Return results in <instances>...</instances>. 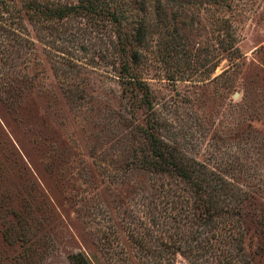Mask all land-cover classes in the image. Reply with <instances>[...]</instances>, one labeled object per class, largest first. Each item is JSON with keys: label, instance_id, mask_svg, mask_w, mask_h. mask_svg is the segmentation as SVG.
Masks as SVG:
<instances>
[{"label": "rangeland", "instance_id": "obj_1", "mask_svg": "<svg viewBox=\"0 0 264 264\" xmlns=\"http://www.w3.org/2000/svg\"><path fill=\"white\" fill-rule=\"evenodd\" d=\"M30 1L0 0V264H146V213H175L190 184L143 164V128L222 177L234 263L264 264V0H132L155 26L137 67L151 111L92 53L37 37ZM231 29L240 54L224 48ZM18 31L33 42L21 50Z\"/></svg>", "mask_w": 264, "mask_h": 264}, {"label": "trees", "instance_id": "obj_2", "mask_svg": "<svg viewBox=\"0 0 264 264\" xmlns=\"http://www.w3.org/2000/svg\"><path fill=\"white\" fill-rule=\"evenodd\" d=\"M127 1V8L121 6L126 3L123 0H78L74 4L32 0L26 5L30 10V19L36 22L34 28L37 26L41 31L39 34L36 31L37 37L42 40L50 37L54 39V44L69 42L80 52L92 53L95 63H104L106 74L123 82L126 95L127 92L133 95L134 91L140 92L141 108L145 106L151 111V90L137 67L144 58L145 44L149 35L154 34L155 26L150 25L145 17L141 18L144 12L147 18L149 16L146 6L136 11L135 6L130 7L133 1ZM230 34L224 48L233 54H240L232 29ZM16 36L18 50L33 43L23 32L18 31ZM62 38L68 39L64 41ZM0 61L6 62L3 57ZM70 66L78 69L76 63ZM127 86L133 90L127 91ZM143 130L149 145V154H144L143 164L171 177L180 176L190 184V195L180 196L177 207L172 208L175 213L168 211L164 217L146 213V216L152 217L150 222L153 224L141 220L153 229L151 235L147 233L134 237L146 264H173L172 256L178 253L192 259L193 264H235L236 249H242V245L240 235L231 232V229L234 227L232 221L239 220L234 219L236 208L232 199L223 193L222 177L196 159H191L190 165L179 161L171 152V141L159 136L157 128L152 132L148 128ZM171 221H175L178 229L176 238L170 234L173 229ZM111 260L116 264L122 262L115 257ZM71 261L72 264H80L77 255Z\"/></svg>", "mask_w": 264, "mask_h": 264}]
</instances>
